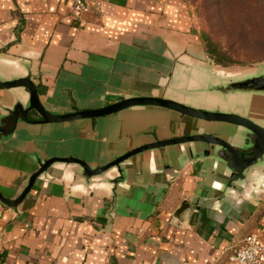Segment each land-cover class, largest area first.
I'll return each mask as SVG.
<instances>
[{"label": "crops", "instance_id": "obj_1", "mask_svg": "<svg viewBox=\"0 0 264 264\" xmlns=\"http://www.w3.org/2000/svg\"><path fill=\"white\" fill-rule=\"evenodd\" d=\"M80 20L72 0H0V74H26L28 64L47 109L66 113L95 109L117 97L160 96L181 100L171 89L179 73L211 64L193 17L180 0H85ZM23 89H0V113L25 101ZM159 136L185 131L165 110L131 108L62 124L21 123L0 141V189L18 195L42 157H79L101 165ZM180 148L138 155L114 201L113 185L85 187L69 168L39 180L18 209L0 203V264H225L222 251L264 228V190L207 202L216 177L204 163L185 165L175 180L169 165ZM110 172V175H116ZM192 206L185 224L174 216Z\"/></svg>", "mask_w": 264, "mask_h": 264}, {"label": "water", "instance_id": "obj_2", "mask_svg": "<svg viewBox=\"0 0 264 264\" xmlns=\"http://www.w3.org/2000/svg\"><path fill=\"white\" fill-rule=\"evenodd\" d=\"M211 64L196 68L192 73H179L171 80V89L181 100L160 96L120 95L113 103L95 109H79L55 113L46 108L28 64L26 74L11 79L0 74V89H23L25 101L18 100L13 107H3L0 113V141L14 135L21 123L62 124L81 119L95 121L131 108H153L167 111L174 121L184 125L180 134L162 138L157 127L144 131L151 141L117 155L101 165H92L79 157L45 158L34 153L37 169L29 175L14 198L6 197L0 189V203L18 209L39 180H45L54 169L69 168L85 186L96 183L113 185L112 201L122 183L127 181L125 165L140 154L160 148H180L179 163L169 165L167 178L175 180L182 168L191 162L206 164L216 181L214 193L207 202L220 207L227 201H236L248 195L258 196L264 190V72L234 78L219 75ZM117 174L112 176L110 172ZM192 206L184 201L175 213L176 223H186Z\"/></svg>", "mask_w": 264, "mask_h": 264}, {"label": "rangeland", "instance_id": "obj_3", "mask_svg": "<svg viewBox=\"0 0 264 264\" xmlns=\"http://www.w3.org/2000/svg\"><path fill=\"white\" fill-rule=\"evenodd\" d=\"M180 1L192 14V31L205 50L212 41L223 54L225 64H218L207 53L219 75L241 78L264 72V0Z\"/></svg>", "mask_w": 264, "mask_h": 264}, {"label": "built area", "instance_id": "obj_4", "mask_svg": "<svg viewBox=\"0 0 264 264\" xmlns=\"http://www.w3.org/2000/svg\"><path fill=\"white\" fill-rule=\"evenodd\" d=\"M88 6L85 0H72L70 11L80 20ZM225 264H264V228L256 229L231 242L223 251Z\"/></svg>", "mask_w": 264, "mask_h": 264}, {"label": "trees", "instance_id": "obj_5", "mask_svg": "<svg viewBox=\"0 0 264 264\" xmlns=\"http://www.w3.org/2000/svg\"><path fill=\"white\" fill-rule=\"evenodd\" d=\"M260 24H262V26L264 27V21H262V23ZM206 50L211 59L213 58L218 64H225L223 54L218 49L217 45L212 41L207 42Z\"/></svg>", "mask_w": 264, "mask_h": 264}]
</instances>
